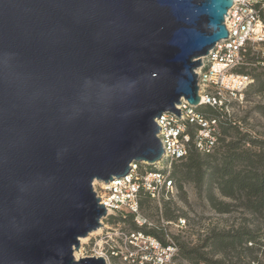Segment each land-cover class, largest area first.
Wrapping results in <instances>:
<instances>
[{"label":"water","instance_id":"95a60500","mask_svg":"<svg viewBox=\"0 0 264 264\" xmlns=\"http://www.w3.org/2000/svg\"><path fill=\"white\" fill-rule=\"evenodd\" d=\"M232 0H0V264L75 260L92 183L163 157L154 119L199 103Z\"/></svg>","mask_w":264,"mask_h":264},{"label":"built area","instance_id":"2783aa9c","mask_svg":"<svg viewBox=\"0 0 264 264\" xmlns=\"http://www.w3.org/2000/svg\"><path fill=\"white\" fill-rule=\"evenodd\" d=\"M260 7H264V0H232L223 22L228 32L227 38L219 41L207 55L201 57V66L194 71L197 75L198 105L208 104L228 114L230 100L242 97V92L252 82L249 76L236 71L246 65L245 53L249 49L255 51L258 44L264 43V24L258 15ZM261 54L264 56V49ZM195 107L181 100L175 106L179 109L178 116L164 113L154 119L158 126L156 137L163 149L161 160L155 163L142 162L144 165L131 162L126 175L113 178L107 183H92L99 203L106 209V216L135 215L139 191L147 193L158 204L161 203L164 193L172 195L175 191L169 179L172 162L186 156L190 146L200 152H209L215 141L217 121L204 118ZM135 222L141 225L138 220ZM135 239V235H132L125 243L134 244ZM143 246V256L139 257V261L131 252L121 255V258L131 264H141L142 260L164 264V260L169 259H164V247L158 242L143 241ZM157 251H162V255L158 256ZM111 254L119 256L117 250H112ZM91 256L103 257L99 254Z\"/></svg>","mask_w":264,"mask_h":264},{"label":"trees","instance_id":"16d2710c","mask_svg":"<svg viewBox=\"0 0 264 264\" xmlns=\"http://www.w3.org/2000/svg\"><path fill=\"white\" fill-rule=\"evenodd\" d=\"M258 15L264 24V7L258 8ZM256 47L252 53L250 49L245 53L246 65L253 64L255 67L246 71L243 69L246 65H243L236 71L252 79L242 92L243 98H248L249 93L264 96V56L261 54L264 43ZM195 110L204 118L217 121L215 141L207 153L190 146L186 156L172 162L169 179L175 194L182 192L185 184L191 185L196 194L217 213L225 214L238 209L252 217L263 218L264 141L241 131L237 123L227 119L226 112L218 107L200 104ZM170 198L172 195L164 193L162 206ZM148 200L151 198L147 193L138 192V206ZM140 232L156 237L163 247L166 246L156 230ZM229 253L234 255L231 257ZM171 259L176 260L171 264H264V233L247 227L211 232L198 247L187 249L178 245L177 253ZM141 264L150 263L142 260Z\"/></svg>","mask_w":264,"mask_h":264},{"label":"rangeland","instance_id":"374dc122","mask_svg":"<svg viewBox=\"0 0 264 264\" xmlns=\"http://www.w3.org/2000/svg\"><path fill=\"white\" fill-rule=\"evenodd\" d=\"M249 52L252 53L253 50ZM253 67L255 65L247 64L243 69L247 71ZM227 119L235 121L239 129L251 137L264 141V96L249 93L248 98L236 97L230 100ZM141 164L144 165L142 162ZM214 194L218 196L215 190ZM137 207L135 215L112 214L103 218L100 227L102 229L83 238L77 257L74 255L75 251L73 252L74 259L99 254L106 259V264H131L129 261H124L121 255L131 252L141 258L143 241L147 243L154 240L160 244L156 237L140 231L156 230L166 243L164 259L168 257L170 260H164V264L176 262V260L172 261L171 257L177 253L178 245L187 249L198 247L211 232L247 227L257 233H264V217H252L238 209L225 214L217 213L205 199L196 194L191 185L187 184L183 186L182 192L175 194L174 191L172 198L164 206L151 199L143 202L141 207L137 204ZM132 235L136 237L133 240L134 244L125 243ZM115 249L120 257L112 256L111 252ZM157 255H162V251H157ZM229 255L232 257L234 254L229 253ZM150 264L159 263L151 261Z\"/></svg>","mask_w":264,"mask_h":264},{"label":"bare ground","instance_id":"6f19581e","mask_svg":"<svg viewBox=\"0 0 264 264\" xmlns=\"http://www.w3.org/2000/svg\"><path fill=\"white\" fill-rule=\"evenodd\" d=\"M101 229H102V228H101ZM101 229L98 228V229L96 230V232H99ZM93 232H95V231H93ZM93 232H91V233H93ZM89 234H90V233H89ZM84 239H85V238H84ZM84 239H83V238H80L79 241H80L81 243H83V240H84ZM78 249H79V248H78ZM78 253H80V249H79V250H75V253H74L75 257H77Z\"/></svg>","mask_w":264,"mask_h":264}]
</instances>
